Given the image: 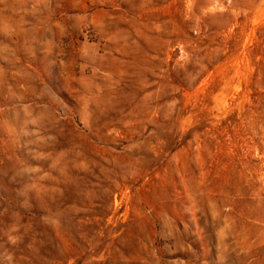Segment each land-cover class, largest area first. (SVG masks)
Returning a JSON list of instances; mask_svg holds the SVG:
<instances>
[{"label":"rangeland","instance_id":"1","mask_svg":"<svg viewBox=\"0 0 264 264\" xmlns=\"http://www.w3.org/2000/svg\"><path fill=\"white\" fill-rule=\"evenodd\" d=\"M0 264H264V0H0Z\"/></svg>","mask_w":264,"mask_h":264}]
</instances>
